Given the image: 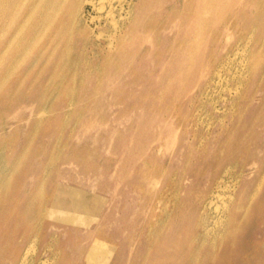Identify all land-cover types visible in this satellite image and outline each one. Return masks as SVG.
I'll return each instance as SVG.
<instances>
[{
    "label": "rangeland",
    "instance_id": "374dc122",
    "mask_svg": "<svg viewBox=\"0 0 264 264\" xmlns=\"http://www.w3.org/2000/svg\"><path fill=\"white\" fill-rule=\"evenodd\" d=\"M70 2L0 13V264H264V0Z\"/></svg>",
    "mask_w": 264,
    "mask_h": 264
},
{
    "label": "bare ground",
    "instance_id": "6f19581e",
    "mask_svg": "<svg viewBox=\"0 0 264 264\" xmlns=\"http://www.w3.org/2000/svg\"><path fill=\"white\" fill-rule=\"evenodd\" d=\"M18 1H20V0H10V5H8L7 4V2H6V0H0V13H2V12H4L5 11V9H6V7H13V6H16V4H17V2ZM68 1L69 0H24V2H25V6H29V7H33V10H34V8H35V10H34V12H32L31 13V15H30V19L33 21V17H34V15H35V13L37 12V10L38 9H40V8H42L43 10H44V12H47V24H46V28L44 27V29L45 30H47L48 29V27L49 26H51L52 25V22L54 21V20H56L58 17H60L62 14H63V12H64V9H65V7H66V5H67V3H68ZM71 2H70V4H71V6H70V9H69V11H68V17H70L71 18V20H72V24H74L73 22H75V19H76V17H75V9H76V7L78 6V4H79V2H80V0H70ZM102 2H103V5H104V3H110L112 0H101ZM115 1V0H114ZM117 1V0H116ZM124 1V0H123ZM83 2V1H82ZM81 2V3H82ZM87 3V2H86ZM122 3V2H121ZM120 3V4H121ZM132 3V2H131ZM130 3V4H131ZM83 4H85V3H83ZM99 4V3H98ZM102 5V6H103ZM115 5V4H114ZM68 6V5H67ZM79 6H81L80 4H79ZM78 6V7H79ZM107 7V6H106ZM110 7V6H109ZM80 8V7H79ZM78 8V9H79ZM82 8V7H81ZM103 8H104V6H103ZM106 9V8H105ZM111 9H112V7H111ZM103 10V9H102ZM105 11V10H104ZM115 11V10H114ZM79 12V11H78ZM98 12V11H97ZM110 12V11H109ZM123 12H124V9H123ZM81 13V12H80ZM119 13V12H118ZM77 14V13H76ZM112 14V13H111ZM65 15V14H64ZM130 15V14H129ZM77 16V15H76ZM112 17H114V16H112ZM107 18H108V16H107ZM112 19V18H111ZM128 19V18H127ZM64 20V19H63ZM95 20V19H94ZM108 20H109V18H108ZM107 20V21H108ZM121 20V19H120ZM124 20V19H123ZM92 21V20H91ZM62 22V21H61ZM121 22V21H120ZM58 23V22H57ZM77 23H79V22H77ZM114 23V22H113ZM70 24V23H69ZM76 24V23H75ZM82 24V23H81ZM107 24V23H106ZM123 24V23H122ZM26 25H28V26H32V24L31 23H29V24H26ZM118 25V24H117ZM116 25V26H117ZM68 26V25H67ZM76 26V25H75ZM32 28V27H31ZM58 28V27H57ZM66 28V27H65ZM69 28V27H68ZM75 28V27H74ZM59 29V28H58ZM67 29V28H66ZM115 30V29H114ZM65 31V30H64ZM55 32V31H54ZM77 32V31H76ZM67 33V32H66ZM102 33V32H101ZM248 33V32H247ZM116 34V33H115ZM61 35V34H60ZM71 36H72V34H71ZM259 36V35H258ZM65 37V36H64ZM109 37V36H108ZM58 39V38H57ZM66 40V39H65ZM61 41V40H60ZM74 41V40H73ZM103 41H104V39H103ZM69 42H70V40H69ZM99 42V41H98ZM235 42V41H234ZM233 42V43H234ZM230 43V42H229ZM236 43V42H235ZM60 44H62V43H60ZM75 44V43H74ZM231 44V43H230ZM70 45V44H69ZM68 45V46H69ZM110 46V45H109ZM71 48V47H70ZM147 49V48H146ZM236 49V48H235ZM248 49V48H247ZM149 50V49H148ZM226 50V49H225ZM238 52V51H237ZM225 54V53H224ZM13 55V54H12ZM4 56V55H3ZM11 56V55H10ZM221 56V55H220ZM241 57V56H240ZM5 58V57H4ZM216 59V58H215ZM238 59V58H237ZM202 61V60H201ZM236 61V60H235ZM245 61V60H244ZM1 62V61H0ZM215 62V61H214ZM239 63H241V62H239ZM199 64V63H198ZM241 67V66H240ZM201 69V68H200ZM261 69V68H260ZM204 70V69H203ZM258 70V69H257ZM209 71V70H208ZM227 70H225V72H226ZM239 72V71H238ZM258 72V71H257ZM256 72V73H257ZM230 74V73H229ZM197 75V74H196ZM222 75V74H221ZM202 78H203V76H202ZM209 78V77H208ZM204 79V78H203ZM205 79H207V78H205ZM225 79V78H224ZM202 80V79H201ZM232 80H233V78H232ZM264 80V79H263ZM219 81H221V80H219ZM259 81V80H258ZM187 82V81H186ZM190 82V81H189ZM238 82V81H237ZM213 83V82H212ZM229 83V82H228ZM231 83V82H230ZM250 84V83H249ZM199 85H200V83H199ZM212 85V84H211ZM194 86V85H193ZM205 86V85H204ZM213 86V85H212ZM255 86H256V84H255ZM203 90V89H202ZM206 90V89H205ZM211 90V89H210ZM236 90V89H235ZM197 91V90H196ZM204 91V90H203ZM237 91H238V89H237ZM231 92H233V91H231ZM198 93V92H197ZM254 93V92H253ZM205 94V93H204ZM231 98V97H230ZM215 99V98H214ZM212 100V99H211ZM234 100V99H233ZM208 101V100H207ZM231 105V104H230ZM185 106V105H184ZM213 106V105H212ZM235 106V105H234ZM239 107V106H238ZM208 108V107H207ZM232 108V107H231ZM248 108V107H247ZM192 109V108H191ZM229 109V108H228ZM222 110H224V109H222ZM229 111V110H228ZM219 112V111H218ZM243 112V111H242ZM214 113V112H213ZM233 114V113H232ZM243 115V114H242ZM216 118V117H215ZM214 119V118H213ZM219 119V118H218ZM204 120V119H203ZM220 120V119H219ZM206 122V121H205ZM218 123V122H217ZM177 125V124H176ZM211 126V125H210ZM170 127V126H169ZM175 128V127H174ZM212 128V127H211ZM218 128V127H217ZM229 128V127H228ZM192 130V129H191ZM216 130V129H215ZM252 130V129H251ZM168 131V130H167ZM189 131H190V129H189ZM220 135V134H219ZM247 137H248V135H247ZM210 138V137H209ZM195 140V139H194ZM177 141V140H176ZM179 143V142H178ZM178 146V145H177ZM172 150V149H171ZM176 150V149H175ZM170 152V151H169ZM168 153V152H167ZM151 154V153H150ZM156 155V154H155ZM169 155V154H168ZM156 158V157H155ZM264 173V172H263ZM262 173V174H263ZM229 174V173H228ZM263 176V175H262ZM264 177V176H263ZM263 179V182H264V178H262ZM261 178H260V180H262ZM227 180V179H226ZM224 180H223V178H221V179H219V183H218V186H217V188L219 189V191L217 192V193H214L213 195H215V198H217V199H220L221 201V204H219L218 202H215V201H212L208 206H207V208H205L206 210H208L209 209V207H216L215 209H216V213L217 214H219V215H217L220 219H222V217L225 215V213L229 210L228 209V205H229V203L230 202H234V199H235V196H234V194H232L231 192L229 193V194H227V195H223V193L221 194L220 193V191L221 190H225L226 188H224L223 187V185H222V182H223ZM228 181H230V179L228 180ZM233 181V180H232ZM260 182V181H259ZM258 182V183H259ZM210 183V182H209ZM226 183V182H225ZM229 183V182H228ZM239 184V183H238ZM260 184V183H259ZM261 184H263L262 182H261ZM258 185V184H257ZM264 185V184H263ZM261 186V185H260ZM237 187V186H236ZM258 187V186H257ZM231 188V187H230ZM235 188V187H234ZM259 188V187H258ZM257 188V189H258ZM261 188V187H260ZM258 189V190H261V189ZM216 189V188H215ZM256 189V190H257ZM255 190V191H256ZM256 193H258L257 191H256ZM256 193H255V195H256ZM250 195V194H249ZM252 196V195H251ZM210 199V198H209ZM240 199V198H239ZM255 199V198H254ZM250 200V199H249ZM209 201V200H208ZM247 201V200H246ZM253 200L251 199V202H252ZM239 202H240V200H239ZM250 202V203H251ZM258 203V202H257ZM230 204H232V203H230ZM256 204V203H255ZM199 205V204H198ZM258 205H259V203H258ZM262 205V204H261ZM202 206H203V204H202ZM246 206H248V205H246ZM178 207V206H177ZM250 207V206H249ZM248 207V208H249ZM247 208V207H246ZM175 209V208H174ZM213 209V208H212ZM249 210V209H248ZM212 211H214V210H212ZM210 212V211H209ZM245 212V211H244ZM171 213V212H170ZM213 213V212H212ZM202 214H203V212H202ZM206 214V213H205ZM246 214H247V212H246ZM245 214V215H246ZM210 215V214H209ZM221 215V216H220ZM205 216H207V215H205ZM211 216V215H210ZM213 216V215H212ZM171 217H172V215H171ZM217 217V218H218ZM174 218V217H173ZM211 218V217H210ZM202 219H204L203 217H202ZM207 219V218H206ZM212 219V218H211ZM210 219V220H211ZM214 219V218H213ZM212 219V220H213ZM220 219H218L217 220V222H219L220 221ZM232 219V218H231ZM225 220V218L223 219V221ZM233 220V219H232ZM241 220H243V218L241 219ZM215 221V220H214ZM214 221H213V224H214ZM165 222H167V221H165ZM204 222H206V221H204ZM204 222H203V224H204ZM210 222V221H209ZM160 223V222H159ZM226 223V225L228 224L227 222H225ZM225 223H223V224H225ZM211 224V223H210ZM218 224V223H217ZM216 224V225H217ZM220 224V223H219ZM158 225V224H157ZM206 225V224H205ZM206 226H208V225H206ZM213 226H215V224L213 225ZM221 226V225H220ZM219 226V227H220ZM225 226V225H224ZM166 227V226H165ZM230 227V226H229ZM223 227H221V229H222ZM226 228V227H225ZM163 229V228H162ZM212 229V228H211ZM214 229V228H213ZM215 229H216V227H215ZM224 229V228H223ZM225 230V229H224ZM226 230H227V228H226ZM225 230V231H226ZM217 231V230H216ZM219 231H221L220 229H219ZM210 232V231H209ZM223 232V231H222ZM215 233V232H214ZM228 233V232H227ZM212 234V233H211ZM216 234V233H215ZM218 234H219V232H218ZM221 234V233H220ZM222 234H224V233H222ZM225 235V234H224ZM209 236V235H208ZM214 236H216V235H214ZM217 237H218V235H217ZM216 238V237H215ZM222 238V237H221ZM27 239V238H26ZM163 239V238H162ZM214 239V238H213ZM223 239V238H222ZM261 239V238H260ZM37 239H35V241H36ZM39 240V239H38ZM197 240V239H196ZM216 240V239H215ZM221 240V239H220ZM25 242V241H24ZM215 243H217L216 241L215 242H213L212 243V247H214V246H216V244ZM221 243V242H220ZM31 244V243H30ZM203 245V244H202ZM222 245V244H221ZM34 247V246H33ZM202 248L204 247V245L203 246H201ZM218 247V246H217ZM222 248V247H221ZM30 249V248H29ZM215 250H216V248H215ZM35 251V250H34ZM199 251V250H198ZM15 253V252H14ZM29 254V253H28ZM24 256V255H23ZM196 256V255H195ZM215 256H216V254H215ZM247 257V256H246ZM215 258V257H214ZM26 260V259H25ZM244 260V259H243ZM29 261V260H28ZM25 262V261H24ZM251 263V262H250ZM22 264V263H21ZM24 264V263H23ZM190 264H198V262H196V259H195V257H193V258H191V263Z\"/></svg>",
    "mask_w": 264,
    "mask_h": 264
}]
</instances>
